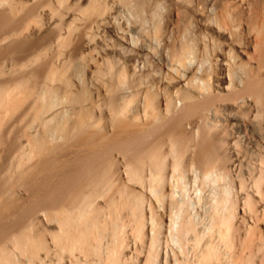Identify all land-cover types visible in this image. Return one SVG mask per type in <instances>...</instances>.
Masks as SVG:
<instances>
[{
	"label": "bare ground",
	"instance_id": "1",
	"mask_svg": "<svg viewBox=\"0 0 264 264\" xmlns=\"http://www.w3.org/2000/svg\"><path fill=\"white\" fill-rule=\"evenodd\" d=\"M30 1L0 0V264H264V0ZM45 7L81 23L27 33Z\"/></svg>",
	"mask_w": 264,
	"mask_h": 264
},
{
	"label": "rangeland",
	"instance_id": "2",
	"mask_svg": "<svg viewBox=\"0 0 264 264\" xmlns=\"http://www.w3.org/2000/svg\"><path fill=\"white\" fill-rule=\"evenodd\" d=\"M34 1H38V0H33V1H30V2H34ZM80 1V2H79ZM70 2L72 3V4H77V5H84V4H86V0L84 1V0H70ZM83 2V3H82ZM66 11V12H65ZM41 12L43 13V15H41V20L43 21H41V23H39V24H37V22H31V24H30V28H29V30H28V32L27 33H32L33 31L34 32H36V33H38L39 31L40 32H44V30H47V29H49V27L50 26H53V24H55V22H57L58 23V21H60V19L61 18H63V19H61V21H63L62 23H65L66 24V22H67V25H69V24H72V23H74V24H80L81 22L79 21V18H80V13L79 12H77V11H74L73 9H70V11L69 10H64L63 11V14H61V15H57V16H55L53 19H52V16H51V9L49 8V7H45L44 9H43V11L41 10ZM71 12V13H70ZM73 12H74V14H73ZM77 12V13H76ZM41 13V14H42ZM51 13V14H50ZM51 17H50V16ZM65 17H64V16ZM77 15V16H76ZM60 16V17H59ZM62 16V17H61ZM80 22V23H78V21L77 20H75V18ZM58 18V19H57ZM71 18V19H70ZM51 19H52V23L50 22L49 23V20L51 21ZM56 19H57V21H56ZM66 19V20H65ZM54 22V23H53ZM72 22V23H71ZM60 24H61V22H59ZM58 23V24H59ZM41 24V25H40ZM41 26H42V28H41ZM45 26V27H44ZM38 27V28H37ZM67 29V28H66ZM65 30V29H64ZM63 34H64V36L66 35L65 33V31H63L62 32ZM76 33V32H75ZM71 41V42H70ZM73 41H72V37H71V40H69L68 41V43H67V47H62L61 49H60V52H64L61 56H59L60 58H58V61L61 59V61H63V60H65V59H67V57H68V54L70 55L71 53H72V51H73V47H75V42L76 41H74L73 43H72ZM74 44V45H73ZM58 49V48H57ZM72 49V50H71ZM62 50V51H61ZM63 50H65V51H63ZM70 50V51H69ZM57 52H58V50H57ZM66 52H67V54H66ZM58 54V53H57ZM67 55V56H66ZM64 58H63V57ZM62 57V58H61ZM63 59V60H62ZM57 61V62H58ZM60 63V62H59ZM62 106H64V105H66L65 103L64 104H61ZM98 111V110H97ZM100 111V110H99ZM99 111L98 112H96L97 114L99 113ZM101 113V112H100ZM99 113V114H100ZM97 114H96V116H97ZM98 114V115H99ZM100 116V115H99ZM98 117V116H97ZM103 119H99V122H100V124H104L103 122L104 121H102ZM102 126H104V125H102ZM238 147H240V145L238 146ZM194 196V195H193ZM243 207V204L242 205H240L239 204V207H238V210H237V218L235 219V221H234V224H235V227L237 226V224H238V226H239V223L242 221V219H240L241 218V216H242V214H243V209H244V207ZM237 221H240V222H238L237 223ZM261 225H262V223H261ZM237 242H238V238L236 237L235 238V242L233 243V252H235V247L237 248ZM239 243V242H238ZM238 249V248H237ZM180 264H185L184 262H181Z\"/></svg>",
	"mask_w": 264,
	"mask_h": 264
}]
</instances>
